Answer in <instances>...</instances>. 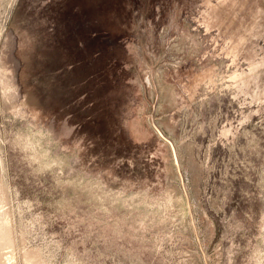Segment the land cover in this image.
<instances>
[{
	"label": "rangeland",
	"instance_id": "obj_1",
	"mask_svg": "<svg viewBox=\"0 0 264 264\" xmlns=\"http://www.w3.org/2000/svg\"><path fill=\"white\" fill-rule=\"evenodd\" d=\"M1 220L7 264H264V0H0Z\"/></svg>",
	"mask_w": 264,
	"mask_h": 264
},
{
	"label": "bare ground",
	"instance_id": "obj_2",
	"mask_svg": "<svg viewBox=\"0 0 264 264\" xmlns=\"http://www.w3.org/2000/svg\"><path fill=\"white\" fill-rule=\"evenodd\" d=\"M5 216V215H4ZM6 225V224H5ZM4 224H3V222H2V220H1V223H0V264H7V263H5L4 261H6V260H4L3 259V256H2V254H4L5 255V253H3L2 252V249H3V247H4V245H9L10 244V242H11V240H10V236H9V229H7V225L5 226ZM7 245V246H8ZM11 245V244H10ZM8 249V248H7ZM2 252V253H1ZM26 261V260H25ZM8 262V261H7ZM31 262V261H30ZM9 263V262H8ZM27 263H29V262H27ZM30 264H32V263H30Z\"/></svg>",
	"mask_w": 264,
	"mask_h": 264
}]
</instances>
